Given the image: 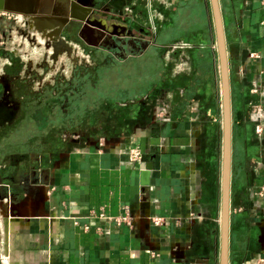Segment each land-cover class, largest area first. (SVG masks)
<instances>
[{
	"label": "crops",
	"instance_id": "1",
	"mask_svg": "<svg viewBox=\"0 0 264 264\" xmlns=\"http://www.w3.org/2000/svg\"><path fill=\"white\" fill-rule=\"evenodd\" d=\"M83 1L105 29L85 34L71 20L56 40L43 37L53 58L90 63L69 76L45 71L47 58L35 66L2 55L4 36L15 39L16 31L13 21L1 23L0 193L11 192L17 219L0 215V264H219L222 106L209 0ZM219 3L231 96L227 256L228 264H251L264 252V196L257 194L264 182L257 111L264 108V0ZM19 23L23 36L34 37ZM182 23L176 36L156 34ZM106 33L127 43L102 44ZM105 69L112 74L99 92ZM83 82L94 89L83 93ZM220 107L217 178L210 163ZM132 146L142 160H129ZM146 161L152 168L142 184ZM125 205L133 226L89 217L90 210L116 216ZM148 216L164 221L154 225Z\"/></svg>",
	"mask_w": 264,
	"mask_h": 264
},
{
	"label": "water",
	"instance_id": "2",
	"mask_svg": "<svg viewBox=\"0 0 264 264\" xmlns=\"http://www.w3.org/2000/svg\"><path fill=\"white\" fill-rule=\"evenodd\" d=\"M213 32L216 42L218 72L220 81V95L222 106V162L220 181V257L219 264H228V224L230 200V174H231V96L228 53L225 31L219 0H209ZM0 11L22 14L24 24L30 30H36L49 42L56 40L71 20L81 23L82 29H92L98 26L105 29L95 16L92 6L83 0H0ZM71 30L70 28L66 31ZM131 34H133L131 32ZM47 42V43H49ZM116 44L124 46L127 40L115 39ZM152 161L142 164L140 170L141 183L148 184ZM11 192L0 193V215L10 220L17 219L14 214ZM3 199H8L5 202Z\"/></svg>",
	"mask_w": 264,
	"mask_h": 264
},
{
	"label": "rangeland",
	"instance_id": "3",
	"mask_svg": "<svg viewBox=\"0 0 264 264\" xmlns=\"http://www.w3.org/2000/svg\"><path fill=\"white\" fill-rule=\"evenodd\" d=\"M24 20V17L22 16V14H19L18 15V18H17V21H13V25H15V39L13 38H10L8 36H4L5 38V42L4 44L2 45V49L3 50V54L4 56H12V57H15V58H21L22 59H28L29 61H31L32 63L35 64V66H40L42 65L41 63L44 62V58H47L48 59V65L46 64V66H48V68L45 70L48 72V69H50L51 72H54L56 73V75H59V74H63L61 72H66V74L69 76L71 71H76L78 70V68L80 67H84L85 64H90V63H87L85 62V59H81L78 57L76 58L74 55V57H70L68 56V54H61V55H58L57 59L53 58L52 57V54L47 52L49 50H51V48H48L46 47L44 41H45V38H43L41 36V34L39 32H37L35 30V35L34 37H28V36H23L22 33L20 32L21 29H17L16 26H18V24H20L19 22L23 21ZM17 24V25H16ZM189 24L191 25H194V23L191 21ZM182 26H184V23H182L181 25H179V28L178 29H171L170 32H164V33H160L162 32V30H157L156 31V34L159 36V34L161 35V37H163L162 35H167V37L165 38H168V37H172L173 35L176 36L178 33H181V31L183 30ZM195 36V35H194ZM202 37H204L203 34H201ZM160 37V38H161ZM214 39V38H213ZM215 56V55H214ZM217 57V55H216ZM43 58V59H42ZM186 55L185 53L182 54V57H181V63H183L181 66H186L187 67V59H186ZM83 60V61H82ZM51 62V64L49 63ZM90 62V60H89ZM62 64L61 65V69L60 68V71L59 69L57 70L58 68V65L59 64ZM64 64H66V67L64 66ZM88 66H91V65H88ZM185 67V68H186ZM107 70V69H105ZM118 70V69H117ZM120 70V69H119ZM110 71V70H109ZM214 71H215V75H216V83L218 84V86H220V82H219V72H218V61H217V58L214 62ZM232 72V70H231ZM110 76L112 73L111 72H108L107 70V73H102V71L99 73L100 77L101 78V85H100V82L98 80L94 81V87L96 86H99V89L101 92V90L103 89L102 85H105V82L107 81V75ZM100 80V78H98ZM119 80L122 79L121 78H118ZM96 84V85H95ZM217 86L218 90H217V94H218V101L220 103V90H219V87ZM91 89H94V88H91V85L89 86V84L85 85V83L83 82L82 84V90H83V93L84 92H90ZM94 92V91H93ZM84 96H86L84 94ZM121 97V96H120ZM220 105V104H219ZM219 116H218V121H217V125H218V134H217V145H216V149H215V152H214V155H211V163L210 165H212L213 167H215V171H216V176L218 178V175H219V172H220V159H221V148L219 147V140H220V123H221V107L219 109ZM215 159L214 162L212 163V160L213 158ZM209 162H210V158H209ZM214 164V165H213ZM210 179V177H209ZM218 180V179H217ZM215 193H218L217 191H215Z\"/></svg>",
	"mask_w": 264,
	"mask_h": 264
},
{
	"label": "built area",
	"instance_id": "4",
	"mask_svg": "<svg viewBox=\"0 0 264 264\" xmlns=\"http://www.w3.org/2000/svg\"><path fill=\"white\" fill-rule=\"evenodd\" d=\"M148 9L151 11L152 10V14L150 16V22H151V28L155 31L156 30V23L154 21V13H153V8L152 5L149 4L148 5ZM17 13H11V12H6V11H0V30H1V23L5 22V21H17L18 18ZM254 91L257 90L256 87L253 88ZM258 109V110H257ZM257 111H258V117L262 118L264 117V108H258L257 107ZM255 130L257 132H260L262 130V126L261 123L258 122L255 126ZM143 151L136 146H132L128 149V158L130 161L136 162L139 160L143 159ZM257 194L259 196H264V182H262V184L257 188ZM124 211L122 214L116 215V216H110V215H106L104 214L102 211L95 213L92 210H90L89 212V217L91 218H102V219H106L109 222L115 224V225H128V226H133L134 224V218L132 217L131 213H130V208L128 205H125L124 207ZM148 220L151 221L154 225H160L163 223L164 218L162 216H148ZM83 228L86 230L89 228L88 224H84ZM152 256H155L157 253L152 250L150 251ZM251 264H264V252H262L261 254L257 255L254 262H252Z\"/></svg>",
	"mask_w": 264,
	"mask_h": 264
},
{
	"label": "flooded vegetation",
	"instance_id": "5",
	"mask_svg": "<svg viewBox=\"0 0 264 264\" xmlns=\"http://www.w3.org/2000/svg\"><path fill=\"white\" fill-rule=\"evenodd\" d=\"M69 28H70V27L67 26V27H66V30L69 29ZM86 31H88V29H84V30H83V33L87 34ZM121 32H122V33H125L126 30H121ZM102 38H103L102 41H101L102 44H106L107 46H113V47H115V46H116V47H119V46H120V44H116L115 39H117V38H121L122 41H123L124 39L127 40L126 36H117V37H113V35H111V34H109V33L103 34ZM119 48H120V47H119Z\"/></svg>",
	"mask_w": 264,
	"mask_h": 264
},
{
	"label": "bare ground",
	"instance_id": "6",
	"mask_svg": "<svg viewBox=\"0 0 264 264\" xmlns=\"http://www.w3.org/2000/svg\"><path fill=\"white\" fill-rule=\"evenodd\" d=\"M8 263V262H7Z\"/></svg>",
	"mask_w": 264,
	"mask_h": 264
}]
</instances>
